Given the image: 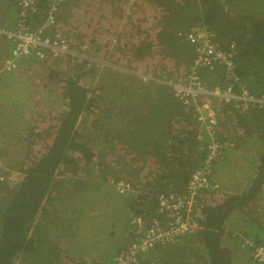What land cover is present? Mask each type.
Instances as JSON below:
<instances>
[{
	"label": "trees",
	"instance_id": "1",
	"mask_svg": "<svg viewBox=\"0 0 264 264\" xmlns=\"http://www.w3.org/2000/svg\"><path fill=\"white\" fill-rule=\"evenodd\" d=\"M73 8L78 15L70 23ZM47 9L40 3L28 24L37 29ZM11 23L17 17L11 22L0 16V24ZM199 25L212 29L222 48H235L241 84L264 96V0H66L58 28L72 53L34 65L45 73L41 98L58 103V110L37 109L12 165L20 177L0 184V264H113L108 257L135 242L132 217L166 223L159 199L185 191L205 157L202 129L193 107L178 100L171 86L135 72L180 80L195 56L185 36ZM105 59L125 69L103 64ZM201 76L210 88L226 87L221 70H201ZM229 113L224 110L223 125L233 121ZM238 123L232 128L238 133L236 151L261 142L250 189L229 196L201 192L197 229L140 255L139 264H259L251 253L264 246V108ZM121 180L138 192L125 206L130 227L110 233L124 245L111 243L117 247L110 256L96 254L90 245L73 253L78 229L93 219L84 199L110 200L117 193L113 183ZM57 199L60 211H47ZM94 236L98 245L99 235Z\"/></svg>",
	"mask_w": 264,
	"mask_h": 264
},
{
	"label": "built area",
	"instance_id": "2",
	"mask_svg": "<svg viewBox=\"0 0 264 264\" xmlns=\"http://www.w3.org/2000/svg\"><path fill=\"white\" fill-rule=\"evenodd\" d=\"M7 1L9 0H0V4ZM43 2L48 7L46 21L35 29L28 21L32 15L37 14L39 5ZM65 2L66 0H16L17 23L12 27L0 26V42L11 45V55L1 67L0 74L14 72L19 60H43L47 58V54L52 53L61 59L71 55L72 50L58 28V16ZM185 39L193 46L195 56L183 79L165 82L149 75L141 77L143 80L171 86L178 100L193 107L194 118L202 129L205 157L192 173L183 193L160 197L159 212L166 217L164 225L157 219L147 222L141 216L132 217L135 242L118 254L113 264H139L140 255L159 246L173 244L197 229L195 216L201 192L220 191L221 184L215 176V170L220 162H224L228 155H233L237 150V140L231 138L226 130L222 135L220 133V121L224 117L225 108H232L240 116L264 108V96L254 95L241 84L233 46L222 48L214 31L203 25L189 31ZM219 69L223 71L226 87L210 88L202 78L201 70ZM9 173H14L13 166L6 162L0 152V184L9 181ZM113 185L122 196L130 198L138 195L129 182L121 180ZM251 256L256 263L264 264V246L255 247Z\"/></svg>",
	"mask_w": 264,
	"mask_h": 264
},
{
	"label": "rangeland",
	"instance_id": "3",
	"mask_svg": "<svg viewBox=\"0 0 264 264\" xmlns=\"http://www.w3.org/2000/svg\"><path fill=\"white\" fill-rule=\"evenodd\" d=\"M11 1L13 0H9L6 3L0 4L3 6L2 8H0V16L5 19L8 18L9 21L12 22L15 21V18L17 17L18 14V10H17V4L14 5L13 8L10 5H6ZM80 2L82 3V1ZM77 15H78V10H74L73 8V11L70 12V15L68 17L69 19L68 22L70 23L74 22L77 18ZM86 19L87 18H85V20ZM0 26H6V25L0 24ZM12 26H15V24L11 23L6 27H12ZM116 37L113 39L114 41H116ZM9 50L10 47L6 45V48H4V53L7 54ZM59 58L60 56H55V54L52 53V54H47V58L43 60H39V59L19 60L17 62L18 67L17 69L14 70V72H12L11 74L9 73L0 74V81L2 82V85H4L3 83L5 82L4 81L5 79L7 81H10V84H15L14 86L15 88L12 89L9 87V85L6 82L4 85V89L2 88V85H0V151L3 153L2 156L5 159L11 161L12 165L14 163V159L19 157V155L22 153V149H21L22 138L26 136L27 129L31 124L32 118L36 117L37 109H46L47 107V109L51 110V112L58 110L57 109L59 105L58 103L47 102L46 98H41V93L42 90H44L43 87L46 82V80H44L45 73L44 72L43 74L40 73L39 68L41 66L36 69L34 65H45L50 62H55V60H58ZM29 61H33V64H31L30 66H28ZM102 63L103 64L110 63L113 65L115 64L113 63V61L110 62L107 59H105L104 62L102 61ZM120 66H121L120 69H125L123 65ZM120 66H116V67H120ZM1 67L2 66H0V69ZM30 67L32 69L29 70ZM135 74L142 76L141 73L135 72ZM27 76H31L30 78H32V80L30 82L27 81L29 78L26 80ZM183 78L184 75L181 77V79ZM162 81L168 82V81H176V80H162ZM17 84L20 85V90H22L23 92L22 93L23 98H21L22 100H24L23 102L21 101L20 98L14 97L17 91ZM82 133L86 135L85 131H83ZM248 158L249 157H244L242 159V156H237L236 158L233 157L230 160H226L218 164L223 169L225 168L229 169V173H228L229 175L227 176L229 178V183H227L228 190L230 191L239 190L242 186V182L245 181L244 179L246 177L242 173L240 167L231 166L232 161L235 162L243 161L244 163L248 164V161H250V159ZM13 172L14 173H9L10 181L5 182V184L12 185L11 182L16 183L15 180L18 181L20 177L19 174L16 173L14 169ZM252 174L255 177V172H252ZM215 176L218 177L216 170H215ZM57 178L58 180H61L63 176L58 175ZM62 198H65V196L62 195ZM59 199L54 201L55 205H46L47 211L50 212L55 210L56 208L57 210L60 211L61 207H55L59 204L60 201ZM84 200H85L84 207L86 208L85 212L86 214L91 212L93 219L86 220L85 225L80 229H78L75 238L77 242L75 243V247H73L72 249V252L75 254L78 252L80 253L85 252L87 246L89 245L88 243L92 242L93 240V237L91 236H93L95 233L101 236L102 232H104L107 228H109L111 232H123L127 226L130 227L129 220L127 221L125 217V206H128L129 204L128 197L122 196L116 193L115 191H113V193L110 194V200H108V198L106 199L103 196H99L98 199L87 197ZM98 200L100 201L98 202ZM107 201L110 203L112 207H115L113 209V216H110V212L108 211L109 209H108ZM66 212H67L66 215L71 217V221H75V219H73V216H75V214L69 212V210H66ZM128 214H127V219H130V217H132V213H128ZM65 224L67 225V223ZM71 231L73 232L74 228H71ZM68 242L70 241L68 240ZM115 242L118 244H123L120 241V236L111 243H115Z\"/></svg>",
	"mask_w": 264,
	"mask_h": 264
},
{
	"label": "crops",
	"instance_id": "4",
	"mask_svg": "<svg viewBox=\"0 0 264 264\" xmlns=\"http://www.w3.org/2000/svg\"><path fill=\"white\" fill-rule=\"evenodd\" d=\"M6 45H8L10 47V50L7 54L4 53V48H6ZM10 55H11V45L9 43L0 42V56H2L4 58V60L6 61L10 57ZM31 64H33V61L28 62V66H30ZM0 66H1V64H0ZM37 67H39V66H36V68ZM30 69H32V68L30 67L29 70ZM1 79H3V78H1ZM4 81L9 85V87L11 89L15 88L14 87L15 84H10V81H7L6 79ZM5 82L3 83L4 85H5ZM0 85H2V82H0ZM4 85H2L3 89H4ZM22 93L23 92H22V90H20V85L17 84V91H16L14 97H18L21 99V98H23ZM21 101L23 102L24 100L21 99ZM227 108H229V107H227ZM227 108H225V109H227ZM229 112H230L229 114L232 117L233 121L231 120L232 122L230 121V123H228V125H223V121H222V126L220 127V133L222 135L225 130L230 129V131L227 132V134L231 133L230 137L237 140L238 139V133L235 132L234 134H232L233 130H234L232 128L240 127V125L238 123L239 120H241V118L248 116L249 114L240 116L236 112H234L232 110V108H229ZM243 137L244 136H242V138ZM255 144H256L255 146L257 148H252L253 146H247L245 144V145H243V148H242L243 152L242 153H240L241 151L238 150L233 155L227 156L226 160H230L233 157L236 158L237 156H242V159L244 157H249L248 159H250V161H248V164L244 163L243 161H238V162L232 161V163H231V166L240 167L242 173L244 174V176H246L244 179L245 181L242 182V186L239 190L230 191L227 189L228 188L227 183H229V178L227 177L229 175L228 174L229 169L228 168L223 169L220 167V165L217 167V169H216V173L218 175L217 179L219 180V182L221 184V189L219 191L220 193H218L220 196H229V195H234V194L245 193L246 191H248L250 189V187L253 183V180L255 178L254 175L252 174V172H255V174H256V172L258 171V166H259L258 153H259V149L261 148V142H257ZM5 160L8 164H10L12 166L11 161H8L7 159H5ZM108 211L110 212V216H113V210L110 209ZM237 226L235 227V229H237L238 231L244 230L241 227H237ZM110 233H111L110 229L107 228L104 232H102L101 236H99L100 243L98 245H94L93 242L91 244H89L91 247H93L94 251L97 252L96 254H104L106 256L109 254L108 256H110L112 254L113 249H116L117 246L110 244V243L112 241L116 240L118 237H115V235H110ZM94 239H95V236L93 237V240ZM113 256H114V254H112L111 257H108L110 259V261L112 260L111 263L113 262V260L115 258Z\"/></svg>",
	"mask_w": 264,
	"mask_h": 264
},
{
	"label": "bare ground",
	"instance_id": "5",
	"mask_svg": "<svg viewBox=\"0 0 264 264\" xmlns=\"http://www.w3.org/2000/svg\"><path fill=\"white\" fill-rule=\"evenodd\" d=\"M122 70V69H121ZM121 73V72H120ZM93 75V74H92ZM112 85V84H111Z\"/></svg>",
	"mask_w": 264,
	"mask_h": 264
}]
</instances>
